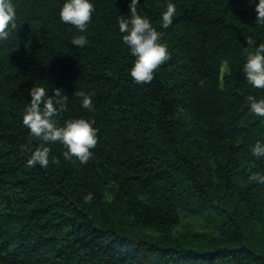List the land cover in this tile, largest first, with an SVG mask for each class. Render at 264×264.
<instances>
[{
	"label": "trees",
	"instance_id": "16d2710c",
	"mask_svg": "<svg viewBox=\"0 0 264 264\" xmlns=\"http://www.w3.org/2000/svg\"><path fill=\"white\" fill-rule=\"evenodd\" d=\"M13 2L17 29L0 44V264H264V184L251 178L264 174L252 154L264 117L247 99L264 89L243 72L264 27L250 0H140L170 54L142 84L118 27L130 0H92L83 33L60 20L64 0ZM80 34L88 43L72 45ZM33 86L63 89L59 125L95 120L86 163L59 142L47 167L28 163L45 143L23 124Z\"/></svg>",
	"mask_w": 264,
	"mask_h": 264
},
{
	"label": "clouds",
	"instance_id": "9594fccd",
	"mask_svg": "<svg viewBox=\"0 0 264 264\" xmlns=\"http://www.w3.org/2000/svg\"><path fill=\"white\" fill-rule=\"evenodd\" d=\"M140 0H130L128 7L130 16L120 15L118 18L119 32L122 40L128 46L135 57L130 69V76L138 84L150 82L158 67L169 59L167 46L160 42L162 33L151 23L150 19L142 16L137 11ZM255 6V23L264 27V0H250ZM94 4L92 0H64L59 12L60 20L74 25L83 33L91 21ZM176 12L175 4L169 2L167 11L161 14V26L168 27L172 24V18ZM17 29V12L13 0H0V44L8 40L13 30ZM72 45L82 47L88 43L85 35L73 37ZM247 60L244 64V78L253 88L264 89V43L257 46L256 42L248 41L246 50ZM30 102L23 115V124L30 129V136L43 142L31 155L29 164H39L47 167L49 164L48 142H59L67 147L63 153L66 159L76 157L81 163H86L93 155L90 149L97 144V131L93 125L95 120L85 118L69 119L63 125H59L56 116L66 109L67 95L63 89L55 88L54 95L49 96L46 87L33 86L29 90ZM83 97L82 106L89 111L94 105L92 96L84 92L78 93ZM251 104V111L264 117V99L256 100L253 96L247 97ZM252 154L257 158L264 157V142L257 141L252 148ZM253 180L264 184V174L254 173ZM86 200L92 199L89 193Z\"/></svg>",
	"mask_w": 264,
	"mask_h": 264
}]
</instances>
